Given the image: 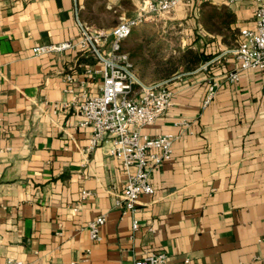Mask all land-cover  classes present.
Instances as JSON below:
<instances>
[{"label": "crops", "instance_id": "obj_1", "mask_svg": "<svg viewBox=\"0 0 264 264\" xmlns=\"http://www.w3.org/2000/svg\"><path fill=\"white\" fill-rule=\"evenodd\" d=\"M82 1L0 0V262L133 264L164 252L168 264H264V70L226 80L237 66L227 50L240 29L252 28L254 0H192L172 10L189 43L212 61L143 82L169 80L171 105L142 133L175 137L173 154L151 171L153 192L125 214L115 204L125 184L121 164L108 142L89 149L90 129L78 125L83 97L102 84V65L78 44ZM129 1L135 15L140 0ZM201 4L227 28L203 29ZM130 59L140 66L138 54ZM209 85L214 92L203 105ZM100 214L106 221L94 242L86 223Z\"/></svg>", "mask_w": 264, "mask_h": 264}, {"label": "built area", "instance_id": "obj_2", "mask_svg": "<svg viewBox=\"0 0 264 264\" xmlns=\"http://www.w3.org/2000/svg\"><path fill=\"white\" fill-rule=\"evenodd\" d=\"M191 1L140 0L133 17H122L111 28L109 33L112 37L111 45L106 53L101 50L103 44H99L97 39L102 34L90 35L76 18L82 28V38L78 44L83 48H89L86 43L88 42L102 65V69L99 70L102 74L100 92L83 97L78 109V125L90 129L89 149L108 142L107 153L116 158L123 168L125 184L115 202L122 214L134 213L140 195L153 192L149 175L152 170L172 158L175 139L170 134L148 136L142 133L144 127L153 125L171 105L173 91L168 86L169 80L150 85L143 84L133 72L132 61L128 53L122 49V41L131 34L134 27L152 16L170 13L177 5L189 4ZM233 1L227 0L229 3ZM254 2L256 6L252 12V28L240 29L236 44L227 50L237 60V66L226 73V80L230 83L237 80L240 70H264V1ZM68 47H72L69 42L57 46L34 47L32 51L38 55ZM210 61L204 62L200 69H206ZM67 78L71 79L70 76ZM135 83L137 90L132 88ZM213 92V86L209 85L202 101L203 105L211 99ZM66 105L68 104H61L62 107ZM53 106L58 107L57 104ZM81 193L82 197H86L89 191L82 190ZM73 210L76 211L77 208ZM105 221V215L100 214L86 223L91 241L101 240L100 229ZM137 228L138 221L134 219L132 229ZM0 264L25 263L21 259L8 257ZM70 264L76 262L72 261ZM133 264H168V255L164 252H147L135 259Z\"/></svg>", "mask_w": 264, "mask_h": 264}, {"label": "rangeland", "instance_id": "obj_3", "mask_svg": "<svg viewBox=\"0 0 264 264\" xmlns=\"http://www.w3.org/2000/svg\"><path fill=\"white\" fill-rule=\"evenodd\" d=\"M82 5L83 9L79 10L78 17L83 16L86 22L83 27L86 26V31L90 35L102 34L97 39L99 44H103L101 50L106 53L111 45L112 37L109 34L111 28L123 15L133 16L134 6L129 0H83ZM175 15V12L171 11L160 16H152L134 27L131 34L122 41V49L126 52H130L137 43H140V46L143 45L137 51L140 66L136 67L133 62V72L142 83L170 79L181 74L186 75L187 72H184L183 68L186 66V57L190 55L189 51L200 52L194 42L189 43L187 38L189 34L184 30L185 25L173 18ZM80 21H82L81 17ZM86 43L92 51L88 42ZM132 88L137 90V84H133Z\"/></svg>", "mask_w": 264, "mask_h": 264}, {"label": "trees", "instance_id": "obj_4", "mask_svg": "<svg viewBox=\"0 0 264 264\" xmlns=\"http://www.w3.org/2000/svg\"><path fill=\"white\" fill-rule=\"evenodd\" d=\"M204 4H201V10H200V17H199V22L201 24V26L203 27V29H205L206 31H211V32H218L221 28L226 29L227 25L224 22H218L217 21L221 18V15L218 16V18L215 20L216 16L214 14L215 11H213L214 9H204ZM79 15V12H78ZM116 25V24H115ZM222 42H228L224 37H222ZM137 51L138 49L133 48L130 50V52H128L129 57H136L137 55ZM190 55L187 58L186 61V66L183 68L184 72H191L194 69H196L198 66L201 65V63H203L204 61H207L208 59H210L209 55H203L201 54V52L199 53H192V51H189Z\"/></svg>", "mask_w": 264, "mask_h": 264}, {"label": "water", "instance_id": "obj_5", "mask_svg": "<svg viewBox=\"0 0 264 264\" xmlns=\"http://www.w3.org/2000/svg\"><path fill=\"white\" fill-rule=\"evenodd\" d=\"M92 46L94 47V45L92 44ZM139 83H141L140 81H139ZM142 84V83H141Z\"/></svg>", "mask_w": 264, "mask_h": 264}]
</instances>
